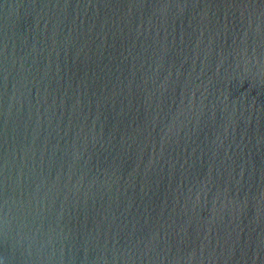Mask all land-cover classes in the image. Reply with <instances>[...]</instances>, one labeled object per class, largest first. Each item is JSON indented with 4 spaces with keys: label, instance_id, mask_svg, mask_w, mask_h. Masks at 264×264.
Returning a JSON list of instances; mask_svg holds the SVG:
<instances>
[{
    "label": "water",
    "instance_id": "1",
    "mask_svg": "<svg viewBox=\"0 0 264 264\" xmlns=\"http://www.w3.org/2000/svg\"><path fill=\"white\" fill-rule=\"evenodd\" d=\"M0 264H264V0H0Z\"/></svg>",
    "mask_w": 264,
    "mask_h": 264
}]
</instances>
